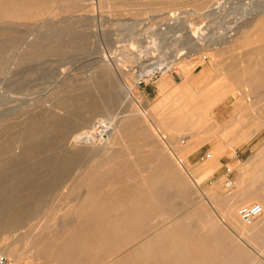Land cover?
<instances>
[{"label":"rangeland","instance_id":"374dc122","mask_svg":"<svg viewBox=\"0 0 264 264\" xmlns=\"http://www.w3.org/2000/svg\"><path fill=\"white\" fill-rule=\"evenodd\" d=\"M258 79L264 0H0V250L47 264L43 239L105 236L123 210L107 208L163 176L165 217L80 264H264V230L228 220L264 189ZM91 192L102 217L77 221Z\"/></svg>","mask_w":264,"mask_h":264},{"label":"bare ground","instance_id":"6f19581e","mask_svg":"<svg viewBox=\"0 0 264 264\" xmlns=\"http://www.w3.org/2000/svg\"><path fill=\"white\" fill-rule=\"evenodd\" d=\"M171 67H172L171 63L170 64L161 63L160 65H158V67H156V69L154 67L155 70L152 71L151 76L153 78L155 76H162L166 72H168L171 69ZM149 73L150 71L144 72V76L149 77ZM130 89L131 87L127 86V91L129 93H131ZM161 177L163 176H158L148 181L143 180L140 188L136 189V193L124 194L121 201H119L115 206H111V207L109 206L107 208L108 212H115L116 210L122 209V208L123 210L120 214L116 215V217L113 218L112 224H114V226L109 228V233H106L105 236H101V238L95 237L90 243L86 240H80V239L67 240L66 244L64 242L62 246L64 249L63 251L59 249L62 247H61V242L60 244H58V239L53 238V237H46L45 239H43V241L39 245L40 247L39 251L44 255L45 263L47 264H80L82 261H84L83 255L85 256V254H88L89 252H95L103 243L110 242L111 240L116 238L119 233L124 234L128 232L129 230L134 231L138 227H141L142 222L146 218L150 216H154V217L159 216L162 218L165 217L164 216L166 213V207H165V200H166L165 195L166 194L165 193L167 191H166V188L164 187L166 183L164 179L163 180L161 179ZM262 193H264L263 188L255 190L254 193H252L253 195H250L248 199L246 200V202L258 201L259 204L257 205H259L262 208V214L264 215V195H261ZM94 197H95V194L91 192L82 201L79 207H76L75 210H73V215L76 217L77 221H79L78 219L88 220L89 218L94 217V216H96L97 218L102 217L99 213V210L104 205L102 206L98 205V210L96 211V213L95 211H92L94 208L93 204L95 202ZM126 206L127 208H125ZM228 220L230 224L234 226V228L238 229L241 235H245L248 238L254 235H257L264 230V222L260 228H256V227L247 228L245 227L246 225L244 224L239 225L236 219L230 217V214L228 216ZM72 232L79 233L80 232L79 227L75 228ZM165 236H166L165 233H160L159 235H157L153 243L148 242L144 246L143 248L144 251L142 255L144 256L145 261L148 260L151 256L148 252L149 249L151 248L155 250V254H157V256L165 253L164 245L163 246L161 245L162 242H164ZM171 242H172L171 243L172 246L171 245L170 246L172 248L170 249L178 248L180 246L179 238L175 237ZM0 253L6 256L8 259H11L14 264H31L30 262H26L27 259L24 261L20 259L19 256L17 257L15 254L16 253L15 250L11 247H7L3 245L2 250H0ZM258 259H260V256ZM232 262L233 261L230 258H225L219 264H232ZM212 264L214 263L212 262Z\"/></svg>","mask_w":264,"mask_h":264},{"label":"built area","instance_id":"2783aa9c","mask_svg":"<svg viewBox=\"0 0 264 264\" xmlns=\"http://www.w3.org/2000/svg\"><path fill=\"white\" fill-rule=\"evenodd\" d=\"M140 85V83H138ZM262 208L254 204L249 207H244L239 210V217L244 225L251 226L253 223L261 216ZM0 264H14L11 260H9L6 256L0 253Z\"/></svg>","mask_w":264,"mask_h":264},{"label":"crops","instance_id":"0c3cea01","mask_svg":"<svg viewBox=\"0 0 264 264\" xmlns=\"http://www.w3.org/2000/svg\"><path fill=\"white\" fill-rule=\"evenodd\" d=\"M261 93L264 94V82H261V79H258V81H257V94H258V96L261 95ZM221 152H223L221 149L220 150L215 149L213 151V153H215V154H221Z\"/></svg>","mask_w":264,"mask_h":264}]
</instances>
